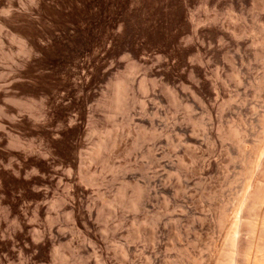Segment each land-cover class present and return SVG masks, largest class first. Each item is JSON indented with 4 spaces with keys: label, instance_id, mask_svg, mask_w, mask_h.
<instances>
[{
    "label": "rangeland",
    "instance_id": "obj_1",
    "mask_svg": "<svg viewBox=\"0 0 264 264\" xmlns=\"http://www.w3.org/2000/svg\"><path fill=\"white\" fill-rule=\"evenodd\" d=\"M12 1L0 264H264V0Z\"/></svg>",
    "mask_w": 264,
    "mask_h": 264
},
{
    "label": "bare ground",
    "instance_id": "obj_2",
    "mask_svg": "<svg viewBox=\"0 0 264 264\" xmlns=\"http://www.w3.org/2000/svg\"><path fill=\"white\" fill-rule=\"evenodd\" d=\"M6 1L7 3H10V7L12 8L13 6V1L12 0H0V4H6ZM36 2H39L40 0H35ZM42 1V0H41ZM57 1L56 3L59 4L60 6L64 7L63 6V3L60 1V0H55ZM8 5V4H6ZM8 9L7 8V12L10 14V11L12 13V9ZM4 10V12H5ZM5 22V21H4ZM10 22V21H9ZM12 22V21H11ZM8 23V21H6V24ZM13 23V22H12ZM5 24V23H4ZM4 24H0V27ZM78 24V23H77ZM11 25V24H10ZM9 24H7V26H10ZM7 26H5V28H7ZM85 26V25H84ZM89 26V25H88ZM12 27V26H10ZM9 27V28H10ZM76 28V27H75ZM82 26H78V30L81 29ZM90 28V27H89ZM3 29V28H1ZM35 35L32 36V37H22L14 32H8V35L10 36L11 40L13 41H17L20 45H21V51L26 53L28 55V57H31L33 56L34 54H36L37 52H41L42 50V45L40 44V40H39V36H40V31L37 30L35 27L33 28V25H32V28H31ZM88 29V28H87ZM11 30H14V29H11ZM76 30V29H75ZM82 30V29H81ZM84 31V30H82ZM16 32V31H15ZM88 32V31H87ZM77 33V32H76ZM85 33V32H84ZM69 34V33H68ZM4 37L3 36H0V43H4ZM87 43V42H85ZM84 50L86 51L85 53L88 55L87 59L83 61V63L81 64V68L83 69L82 71L87 72L88 70H90V66H91V62H92V54L90 53L91 52V44H89V42L85 45L84 44ZM83 48V47H82ZM102 50V49H101ZM87 85V84H86ZM120 92L117 91L116 92V96H117V99L120 97ZM81 116L80 117H84L85 115V111L82 110L81 111ZM75 126V125H74ZM81 127L80 126H76V128L74 129V132H78L81 131ZM3 140H4V137L3 135H0V147L3 145ZM103 141L99 140V142L95 143L94 144V147L91 149V152L88 153L89 157L90 158H93L97 152V149H100L102 146H103ZM76 145H73L72 147V154H73V158H76ZM17 154H15L14 152L10 151V150H6V149H0V158L3 159V158H8V157H11V156H16ZM262 162H264V157L261 159ZM31 163L36 166L39 171H46L47 168H48V162H42L40 161L39 159H33L31 161ZM52 176V175H51ZM69 178H71V175L68 176ZM1 178V177H0ZM55 178H58V175H53V177L51 178L50 181H54ZM60 178V177H59ZM260 187V186H259ZM243 209V208H242ZM234 224V226H239L241 224L251 228L252 227V221L250 220V215L249 213L246 214L245 216H242L241 215V212L238 213L236 216H235V219L234 221L232 222ZM153 237V236H152Z\"/></svg>",
    "mask_w": 264,
    "mask_h": 264
},
{
    "label": "snow or ice",
    "instance_id": "obj_3",
    "mask_svg": "<svg viewBox=\"0 0 264 264\" xmlns=\"http://www.w3.org/2000/svg\"><path fill=\"white\" fill-rule=\"evenodd\" d=\"M0 15H4V16H7L9 15V13L7 11L3 12V13H0Z\"/></svg>",
    "mask_w": 264,
    "mask_h": 264
}]
</instances>
